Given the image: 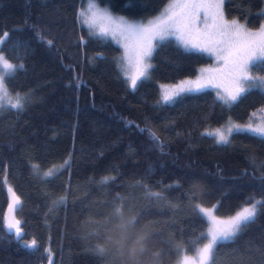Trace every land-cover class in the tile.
I'll use <instances>...</instances> for the list:
<instances>
[{
  "label": "trees",
  "instance_id": "16d2710c",
  "mask_svg": "<svg viewBox=\"0 0 264 264\" xmlns=\"http://www.w3.org/2000/svg\"><path fill=\"white\" fill-rule=\"evenodd\" d=\"M96 1L147 20L169 0ZM85 3L0 0V35L9 33L3 54L23 65L5 82L26 98L21 110L0 111V264H133L129 253L141 240L136 264L154 253L153 264H176L204 243L207 222L196 205H218L217 217L227 218L264 201V140L239 134L218 144L205 133L228 119L264 118V92L225 104L205 89L164 103L158 83L195 77L211 62L172 38L157 45L147 77L130 88L120 47L80 24ZM223 12L255 29L264 0H224ZM9 187L20 199L19 238L4 225ZM212 264H264V205L215 249Z\"/></svg>",
  "mask_w": 264,
  "mask_h": 264
},
{
  "label": "snow or ice",
  "instance_id": "6c2138e0",
  "mask_svg": "<svg viewBox=\"0 0 264 264\" xmlns=\"http://www.w3.org/2000/svg\"><path fill=\"white\" fill-rule=\"evenodd\" d=\"M223 4L224 0H170L161 14L147 24L123 17L113 18L107 10L97 8L95 4L89 5L91 15L83 11L79 15L84 17L83 23L89 29L98 28L96 34L111 36L124 49L122 60L136 69V75L130 77V86L133 89L147 77L152 67L149 60L157 45L169 38H175L185 51L213 55L221 66L201 69L200 76L195 80L181 81L170 89L162 86L163 102L170 104L181 95L213 87L219 89L218 100L232 104L251 90L264 92V76L252 75L253 68L264 69V24L257 31H249L238 20L229 22L224 16ZM8 37V32L0 35V111L5 107L18 111L24 107L26 98L17 94L13 99L5 86V79L13 75L17 68L22 69L23 65H14L3 54V44L7 42ZM48 44L51 45L52 41H48ZM239 134L264 140V121L256 127L250 122L246 126L232 125L226 130L218 128L207 133L215 138L218 144H227L232 135ZM150 135L153 141L157 139L154 134ZM52 175V170L45 174L46 178ZM108 179L110 178L106 177L104 183H107ZM8 191L11 195L8 208L10 212H14L20 204V199L11 187ZM154 195L158 197L159 194ZM262 205L264 201L249 202L227 218L215 215L218 205L212 208L196 205L197 215L210 225L207 233H201V239L208 242L198 248L194 256H188L185 250L177 264H212L215 249L221 243L236 237L254 221L258 208ZM114 215L121 219L123 217L120 208L115 209ZM130 223L134 224V221ZM4 225L10 232L14 230L18 238L22 235L21 221L14 216L12 219L5 216ZM36 244L33 239L27 247L34 248ZM98 250L104 251L103 248Z\"/></svg>",
  "mask_w": 264,
  "mask_h": 264
},
{
  "label": "rangeland",
  "instance_id": "374dc122",
  "mask_svg": "<svg viewBox=\"0 0 264 264\" xmlns=\"http://www.w3.org/2000/svg\"><path fill=\"white\" fill-rule=\"evenodd\" d=\"M170 3V0L161 8V10L156 14V15H154L153 17H150L149 19H147V20H142V19H139V18H130V17H127V16H124V15H121V14H117V13H114L107 5H101V4H99L96 0H86V3H85V5H84V7H82L81 9H79V11H78V15L83 11V12H85V13H87L88 15H91V12H89V5L90 4H95L96 5V7L97 8H100V9H105V10H107L108 11V13L113 17V18H119V17H123V18H125V19H127V20H130V21H132V20H134V21H136V22H143L144 24H147L148 23V21H150V20H153L155 17H157V16H159L160 14H161V12L168 6V4ZM79 18H80V24L81 25H84V26H86V27H88L87 25H85L84 23H83V19H84V17H81L80 15H79ZM227 21H232V20H228L227 18H225ZM262 24H264V21L262 22ZM261 24V25H262ZM260 25V26H261ZM260 26L258 27V28H255V29H247V30H249V31H257V30H259V28H260ZM89 28V27H88ZM200 28L202 29L203 28V24H201L200 25ZM93 31H95L96 33H98V31H99V29L97 28V29H92ZM105 37H107V38H109V39H111L114 43H116L119 47H120V49H121V54H120V63H119V66H120V69L122 70V72H123V74H124V76L126 77V79H127V83H128V85H129V87L130 88H132L131 86H130V77H132V76H134V75H136V69H135V67L134 66H129L128 64H127V62L126 61H124V60H122V57L124 56V49L121 47V45L120 44H118L115 40H113L112 38H111V36H105ZM176 43H177V41L175 40V38H172ZM178 44V43H177ZM207 55H209L208 53H206ZM210 57H211V62H209V63H207V64H205V65H203V66H201L199 69H198V73H197V75L195 76V77H185V78H182V79H179V80H177V81H175V82H160V83H158V88H159V91H160V99L162 100V96H163V90H162V86H165V87H167V88H171L172 86H175V85H177V84H179L181 81H184V80H195L198 76H200V74H201V69H211V68H216V67H220L221 65L220 64H218V62H217V58L215 57V56H213V55H209ZM10 61V60H9ZM11 63H13L14 65H21V64H17V63H14V62H12V61H10ZM149 63L152 65V61L151 60H149ZM254 76H260V75H254ZM219 82V81H218ZM5 86H6V88L8 89V87H7V85H6V82H5ZM206 89H211L213 92H214V94H215V96L217 97V92L219 91V89H217V88H213V87H209V88H206ZM205 90V89H204ZM8 91H9V89H8ZM9 93L11 94V96L13 97V99L15 98V96L17 95V94H20V93H12V92H10L9 91ZM21 95V94H20ZM163 101V100H162ZM262 121H264V118H258L257 116H256V118H254L253 120H251V121H249V122H238V121H235V120H231V119H228L225 123H223L222 125H218V126H213V127H208L206 130H205V133L207 134L208 132H214L216 129H218V128H221V129H223V130H226L228 127H230V126H232V125H240V126H246V125H248L250 122L252 123V126L253 127H256V126H258ZM215 139V138H214ZM216 140V139H215ZM214 205H212V206H210V207H206V208H212ZM216 215V214H215ZM217 216V215H216ZM223 218H225V217H223ZM207 222V221H206ZM210 225L208 224V222H207V225H206V228H205V231H204V233H207V230H208V227H209ZM208 241L205 239L204 240V243H202V244H199L196 248H195V251L193 252V253H189V254H187L188 256H194L195 255V253H196V250L198 249V248H200V247H202L205 243H207ZM184 255V254H183ZM183 255H181L180 256V258L183 256ZM179 258V259H180ZM177 264V263H176Z\"/></svg>",
  "mask_w": 264,
  "mask_h": 264
},
{
  "label": "clouds",
  "instance_id": "9594fccd",
  "mask_svg": "<svg viewBox=\"0 0 264 264\" xmlns=\"http://www.w3.org/2000/svg\"><path fill=\"white\" fill-rule=\"evenodd\" d=\"M145 250H146V245L144 244V241L143 240L138 241L136 246H134V248L129 253V259L133 262V264H136L138 258L143 256ZM156 255L158 254L154 253L152 256H150L147 264H153V257Z\"/></svg>",
  "mask_w": 264,
  "mask_h": 264
},
{
  "label": "water",
  "instance_id": "95a60500",
  "mask_svg": "<svg viewBox=\"0 0 264 264\" xmlns=\"http://www.w3.org/2000/svg\"><path fill=\"white\" fill-rule=\"evenodd\" d=\"M8 189H9V188H7V196H8V205H9V203H10V199H11V195H10ZM16 196H17V195H16ZM18 206H19V205H18ZM18 206H17V208H18ZM17 208H16V209H17ZM15 211H16V210H15ZM15 211H14V212H10V211H9V208L7 207V210H6V212H5V216H8L9 219H12L13 216H14L15 219H17V217H16V215H15ZM6 228H7V227H6ZM11 232H15V231L13 230V231H11Z\"/></svg>",
  "mask_w": 264,
  "mask_h": 264
}]
</instances>
